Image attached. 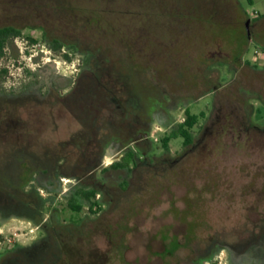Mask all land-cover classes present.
Segmentation results:
<instances>
[{"label": "rangeland", "instance_id": "374dc122", "mask_svg": "<svg viewBox=\"0 0 264 264\" xmlns=\"http://www.w3.org/2000/svg\"><path fill=\"white\" fill-rule=\"evenodd\" d=\"M98 19L100 26L110 21L117 29L125 27L127 54L147 69L144 85L153 81L157 89L141 98L161 104L168 99L178 121L184 117L183 105L203 117L191 131L194 142L185 154L179 139L162 149L159 140L165 127L155 124L158 142L146 161L124 175L120 170L103 174L104 202L95 212L82 208L73 214L60 196L56 206L64 228L59 232L77 247L78 264H190L193 248L202 253L211 245H235L239 237L247 240L264 219V195L259 194L264 154L247 145L250 135L238 134L239 128L258 123L264 115L257 98L264 101V0H0V27L23 29L5 45L0 77L20 83L24 76H36L41 79H30L32 87L41 83L47 90L64 92L77 78L82 61L71 51L67 59L65 47L93 46L101 50L98 57L108 47L124 53L118 34L106 36L95 28ZM135 37L141 38L142 52H137ZM55 40L64 46L57 52L50 48ZM130 112L141 115L143 110L136 104ZM66 123L53 138L58 144L31 151L66 160L69 169L94 149L81 145ZM20 150L14 149L10 162L0 163L5 166L0 168V195L14 200V208L27 204L23 195L31 194L28 181L39 173L38 163L28 166L18 156ZM69 182L73 180L64 178L62 189ZM33 186L38 188L35 182ZM38 231L37 224L27 220L0 221L1 242L26 245ZM48 253L54 258L60 251L53 246ZM213 262L229 264L225 252L217 253Z\"/></svg>", "mask_w": 264, "mask_h": 264}, {"label": "flooded vegetation", "instance_id": "af4514ba", "mask_svg": "<svg viewBox=\"0 0 264 264\" xmlns=\"http://www.w3.org/2000/svg\"><path fill=\"white\" fill-rule=\"evenodd\" d=\"M101 22V19L96 20L95 28H98L97 30L101 28L106 36L118 34V39L125 48L124 53L116 54L111 50L112 48L108 47L106 53L98 57L95 54L101 50L98 48L94 50L93 46L88 47V50H80L77 48L78 45L65 47L67 56L71 51L79 54L82 61L77 78L66 86L64 92H62L63 89L57 91L56 87L53 88L56 91L47 90L46 85L42 86L41 83L32 87L30 79H41L36 76H24L20 83L5 76L0 77V163L10 162L15 156L14 149H21L18 156H22L28 166L31 163H38L39 168V173L34 174V178L28 181L31 194L23 195L27 204L22 208L18 207V204H16L17 208H14L12 206L14 200H2L0 195V221L22 219L37 224L39 228V236L26 245L0 241V264H19L24 261L30 264L36 261L47 263V259H50V264H78L77 247L73 242H65L59 232V229L64 228L58 218L56 206L60 196V199H65L69 211L73 214L78 215L82 208L88 212H95L104 202L106 178L103 174L108 170H120L124 175L129 169L146 161L147 155L153 152L158 142L153 135L155 124L165 127L164 135L185 121L188 109L184 105V117L178 121L174 116L176 109L167 104L168 99L161 104L150 103L141 98L146 91L153 95L157 89L153 81L144 85L141 79L147 69L141 61L137 62L135 56L133 58L127 54L125 27L121 26V29H117L110 21L108 24L103 22L100 26ZM4 27L20 30V36L23 33L22 28ZM44 31H46L44 28L40 29L42 34H45ZM139 39L141 38H134L136 46L139 47L137 52H142L143 44L139 43ZM126 67L131 68L129 72ZM116 74L119 77L117 80H115ZM127 77L131 79H126ZM154 77L152 79H155ZM83 82L87 86L83 85ZM257 98L264 110V101L260 97ZM93 104L102 107L94 109ZM136 104L143 110L141 115L130 112L131 107ZM63 106L65 109L62 108ZM67 117L68 120H66ZM63 121L68 122L65 124L66 129L77 132L81 145L94 149L72 162L69 169L64 164L67 163L66 160L47 156L46 153H42V150L38 156L33 155L31 151L35 147L41 149L50 142L58 144V141L53 138L59 137V134H56L62 130ZM47 132L50 134L47 135ZM239 132V137L242 135L241 132L250 135L247 145L252 150L262 149L264 154V115L258 123L250 122L243 128H239ZM179 141L183 154L194 142L193 137L187 144L180 139ZM161 148L164 149L162 146ZM129 153L132 154L133 161L128 167L112 168L113 164L123 162ZM176 158L171 161H176ZM47 159L50 160V166L47 164ZM53 163L54 166H52ZM0 168L5 170L4 164H1ZM11 173L13 177L15 171ZM64 178L73 180L68 183L67 189H62ZM33 182L38 188L33 186ZM43 190L44 193H42ZM259 190V194L264 195V185ZM73 201L76 204L79 203L80 208L72 210L70 204ZM77 220L73 223H79ZM71 222L69 220L67 224ZM256 226L257 232L248 234L247 240L239 237L235 245H211L204 249L199 258L204 260L212 257L213 259L217 253L225 252L229 264H264V219ZM53 246H57L60 253L57 257L51 258L50 253L47 254V249Z\"/></svg>", "mask_w": 264, "mask_h": 264}, {"label": "trees", "instance_id": "16d2710c", "mask_svg": "<svg viewBox=\"0 0 264 264\" xmlns=\"http://www.w3.org/2000/svg\"><path fill=\"white\" fill-rule=\"evenodd\" d=\"M20 36V30H16L13 28H7V27H1L0 28V55L3 53L5 45L7 42L14 38ZM29 40L36 42L35 39L29 38ZM52 49L53 50H60L63 48V46L58 42V41H53L52 42ZM67 59L69 57L65 55ZM200 117H203V114L201 113L199 115ZM195 114L189 113V111H186L185 114V121L178 125L176 128H174L171 132H167L162 137L160 138V144L164 149L168 148L169 143L172 140L175 139H180L183 141L184 144L190 143L192 140V129L194 128L198 117ZM133 161V156L131 153H129L123 160V162H118L112 165V168H123V167H128L130 163ZM70 208L72 210H75L76 208H80L79 203L76 204V202H72L70 204ZM193 242V241H192ZM192 242L190 244H192ZM193 258L190 261V264H205L206 262L212 263L213 259L212 257H207L206 259H200L199 255L201 254L200 251H198L196 248H193Z\"/></svg>", "mask_w": 264, "mask_h": 264}, {"label": "water", "instance_id": "95a60500", "mask_svg": "<svg viewBox=\"0 0 264 264\" xmlns=\"http://www.w3.org/2000/svg\"><path fill=\"white\" fill-rule=\"evenodd\" d=\"M249 21L246 22V29H247V24H248Z\"/></svg>", "mask_w": 264, "mask_h": 264}, {"label": "built area", "instance_id": "2783aa9c", "mask_svg": "<svg viewBox=\"0 0 264 264\" xmlns=\"http://www.w3.org/2000/svg\"><path fill=\"white\" fill-rule=\"evenodd\" d=\"M208 264H210V263H208Z\"/></svg>", "mask_w": 264, "mask_h": 264}]
</instances>
